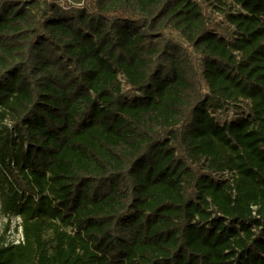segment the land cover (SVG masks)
Instances as JSON below:
<instances>
[{"label":"trees","instance_id":"obj_1","mask_svg":"<svg viewBox=\"0 0 264 264\" xmlns=\"http://www.w3.org/2000/svg\"><path fill=\"white\" fill-rule=\"evenodd\" d=\"M61 1L0 0V264H264V0L231 41L195 0Z\"/></svg>","mask_w":264,"mask_h":264},{"label":"rangeland","instance_id":"obj_2","mask_svg":"<svg viewBox=\"0 0 264 264\" xmlns=\"http://www.w3.org/2000/svg\"><path fill=\"white\" fill-rule=\"evenodd\" d=\"M72 3H76L77 0H69ZM197 3L202 4L204 8H207V12L210 13L211 18L213 20L222 21L221 26H223V32L220 34L226 38L227 40L232 39V32L235 28L227 23L223 22L222 19V12L225 10L233 9L236 10L228 0H195ZM62 3L64 0L61 1ZM221 10V11H220ZM176 36V35H174ZM120 78L123 83V88L125 92L128 90L126 85V80L122 75ZM250 110V102L245 100H237V101H230L228 103H224V107L221 110H218L214 117L220 123H225L231 120H236L240 117L243 118L244 115H248ZM227 176V175H226ZM229 176V175H228ZM227 176V177H228ZM2 180L3 176L0 173V245L10 244V243H18L22 240V227H21V218L18 216H8L5 215L3 212L2 207Z\"/></svg>","mask_w":264,"mask_h":264}]
</instances>
